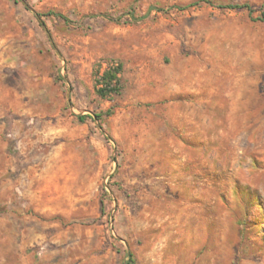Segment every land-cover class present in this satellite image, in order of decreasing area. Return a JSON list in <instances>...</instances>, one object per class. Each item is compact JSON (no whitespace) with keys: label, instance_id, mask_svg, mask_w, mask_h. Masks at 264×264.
<instances>
[{"label":"rangeland","instance_id":"1","mask_svg":"<svg viewBox=\"0 0 264 264\" xmlns=\"http://www.w3.org/2000/svg\"><path fill=\"white\" fill-rule=\"evenodd\" d=\"M26 1L0 0V264H264V0Z\"/></svg>","mask_w":264,"mask_h":264},{"label":"trees","instance_id":"2","mask_svg":"<svg viewBox=\"0 0 264 264\" xmlns=\"http://www.w3.org/2000/svg\"><path fill=\"white\" fill-rule=\"evenodd\" d=\"M17 2L23 3L26 8L29 9V5L26 0H16ZM200 3H206L209 5L213 4V1L210 0H203L194 4L189 5L188 7H192L195 5H198ZM218 8L221 9H233V10H247L250 14L254 13V9L251 5L249 4H238V5H226V4H218ZM35 16L38 19H42V17H49V16H58L60 18H64L59 12L55 11H50L48 13H35ZM264 18V14L262 15ZM44 29L48 31L45 23H41ZM123 71L122 65L118 64L116 66L109 67L106 69L102 74H99L97 77V93L102 97V98H109L114 95H119L120 92L122 91V82H121V73ZM111 113L108 112L106 113L107 116H109ZM99 119H102L103 116H97ZM81 121L85 120L84 116H79L78 117ZM129 260L133 263V256L129 255Z\"/></svg>","mask_w":264,"mask_h":264}]
</instances>
